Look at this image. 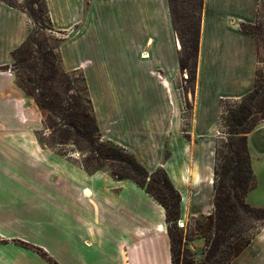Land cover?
<instances>
[{"label": "crops", "instance_id": "1", "mask_svg": "<svg viewBox=\"0 0 264 264\" xmlns=\"http://www.w3.org/2000/svg\"><path fill=\"white\" fill-rule=\"evenodd\" d=\"M45 2L54 30L71 36L70 49L77 58L63 54L64 62L81 71L90 95L97 78V107L91 98L105 138L134 155L150 175L158 169L167 173L181 196L183 228L192 229L198 221L210 225L216 210L218 151L228 140L222 127L224 107L252 93L258 78L259 40L241 27L259 23L262 0H203L191 96L179 83L182 48L169 0ZM33 27L26 12L0 1V68L11 64ZM118 43L132 66L127 88L118 82L120 69L107 67ZM80 46L87 54L80 55ZM38 115L14 74L0 71V238L35 240L41 196L46 195L60 205L79 206L82 224L69 237L58 231L63 225H51L44 247L49 254L63 253L88 264L73 254L83 253L65 250L78 245L75 237L88 242L86 248H102L106 256L101 264H143L142 256L153 246L167 252L164 208L132 180L110 179L106 172L90 175L82 165H50L59 154L42 150L35 135ZM247 145L256 186L246 201L264 208V122L247 135ZM53 230L62 237L56 246ZM121 247L126 252L121 254ZM0 264L49 263L31 250L5 244L0 245ZM228 264H264V226Z\"/></svg>", "mask_w": 264, "mask_h": 264}, {"label": "rangeland", "instance_id": "2", "mask_svg": "<svg viewBox=\"0 0 264 264\" xmlns=\"http://www.w3.org/2000/svg\"><path fill=\"white\" fill-rule=\"evenodd\" d=\"M6 1L27 14L35 15V21L31 19L34 27L28 40L14 52L11 64L8 67L0 68V71H11L16 78L19 88L23 90L28 99L35 103L40 120V129L35 131V135L40 140L41 148L42 150L56 151L59 154L56 160H52L51 163L49 162L50 165L55 167L82 165L90 175L106 172L110 179L118 180L114 176V172L121 170L125 166L121 163V158H119L121 160L119 162L118 160L110 161L107 159H101L98 162L99 155L86 145L82 138L84 135L78 134L72 127L66 126V124H70V126L82 124V122L87 120L85 116H92L96 120L92 98L95 102L94 107H97L98 97L97 78L93 80L94 86L92 90H94L93 94L90 95L86 79L81 71L77 68L74 69L73 66L66 65L64 62L63 54H66L71 60L77 58L73 49H70L71 41L68 40H70L71 36L69 32L58 29L54 30L49 15L46 13L47 6L45 0ZM169 3L173 24L181 42L182 51L180 57L187 64L186 70L181 69L182 80L179 79V83L182 85L184 92L191 96L195 83L202 0H169ZM254 32L258 37L260 46L258 69L260 92L254 102L260 106H264V0H262L260 8L259 23L256 25ZM105 37L110 42L106 35ZM119 43L118 46L114 45L112 47L115 58L109 60L107 67H111L112 65V67L120 69L118 82L121 84L120 86L127 88L131 81L130 69L132 66L125 59V47H123V43ZM79 51L80 55L82 51L84 54H87V49L82 50V46H80ZM141 71L144 72L145 70ZM91 96L93 97L91 98ZM242 104H244L243 100L230 103L224 107L222 127L226 131L227 138L231 143L236 138L230 134L227 128V119L232 112L237 113ZM105 111L102 110V112ZM261 120L262 114L258 113V109H255L253 115L249 117L248 122L249 125H253L257 122H264ZM96 137L98 140L96 146L98 147L103 144L108 147L116 146L105 138V133L100 128ZM228 140L219 148L221 155L219 163L221 175L219 179L221 181L222 196L230 190L229 188L236 177L239 179L240 185H244L245 181H247L249 187L253 183L256 186V181L250 178L249 151L248 155L247 153H243L244 158L238 159L236 155L229 153ZM124 152L131 154L126 151ZM239 166L242 168V171L239 170ZM157 179H162L161 175H158ZM147 182L149 183V180ZM156 187V183H153L154 193H158ZM44 193L47 192L45 191ZM243 196L241 195V197ZM40 204L41 221L35 222L34 226L35 232H40L38 237L35 240L32 237L10 240H2L0 238V245L8 244L31 250L38 255L41 262L49 264H80L63 253L58 255L49 254L44 248L48 245V241H50L49 227L51 225L61 228L64 226V229L58 231H65L63 235H66V237L70 236L69 232L74 233V227L82 225L81 221H79L81 215L80 207H68L63 203L60 205L58 202L50 201L46 195L41 196ZM49 213L51 214L49 215ZM52 217L55 221L53 224H51ZM56 219H60L61 222H57ZM180 220L175 224H167L166 231L169 237L167 252L166 249L156 246H153L152 249L148 248L146 250L148 252L142 256L144 260L143 264H162L163 262V264H228L233 255L246 244L247 240L254 237L259 229L264 226V216L260 213L244 211L239 206L230 216H226L228 231L223 232L221 234L223 237L216 241L218 231L215 214L210 225L203 221H198L192 229L180 226ZM70 222H73V224ZM93 225L106 228L108 224L94 223ZM66 230L69 231L67 232ZM52 232L55 233L53 242L54 246H56L55 244L61 241L62 237L55 230ZM171 232H173L174 238L171 237ZM64 240L66 241V238ZM72 241L77 242L78 245L71 246L69 244L65 250L83 253L72 252L79 261L84 260L88 264H101L105 259L106 255H102L100 252L102 248L97 247V245H91L90 247L92 248H86L85 246L89 247L88 242L86 243L82 239L78 240L76 237L72 238ZM126 249L125 247H121V254L122 250L126 252ZM127 256L129 263V255L127 254Z\"/></svg>", "mask_w": 264, "mask_h": 264}, {"label": "trees", "instance_id": "3", "mask_svg": "<svg viewBox=\"0 0 264 264\" xmlns=\"http://www.w3.org/2000/svg\"><path fill=\"white\" fill-rule=\"evenodd\" d=\"M8 4L9 6L13 7L11 4L7 3L6 0H0ZM202 8H203V0H202ZM16 8V7H14ZM48 14V12L46 11ZM30 19L35 21L34 14H27ZM242 30L247 33L254 34L256 26L252 25H243ZM199 37V35H198ZM258 38V37H257ZM184 45V44H183ZM185 47V45H184ZM197 50H198V42H197ZM180 67L182 70L187 69V64L182 57H180ZM259 85H258V78L256 83V89L247 95L243 101L244 104L240 107L237 113H231L229 118L227 119V128L230 134L235 137V141L233 143L228 140V150L229 153L232 155H236L238 159L244 158L243 153H247L248 155V145H247V135L252 132L260 122H257L253 125H249L248 119L253 113L255 109H258V113L262 114V120L264 121V106H260L254 101L259 96ZM41 108V107H40ZM44 109V108H42ZM86 121L70 126V124H66L68 127H72L75 132L78 134H82V138L84 139L86 145L93 149L98 155L99 158L97 161L99 162L101 159H107L110 161H121L125 166L121 168V170L114 172V176L118 180H125L129 179L137 183L140 187L146 189V191L164 208L166 212V222L167 224H175L181 219V196L179 192L174 188L172 185L167 173L163 169H159L156 173L149 174L147 169L136 159L134 155L125 153L123 149L119 148L118 146H106L101 145L100 147L96 146L98 144V140L96 134L99 133V127L96 120L92 116H85ZM219 155V163L221 161L220 151H218ZM121 158V160H119ZM250 162V178L255 181L252 167H251V160L248 156ZM218 163V170L216 176V210H215V218L217 223V231L218 234L216 236V241L220 240L223 236L221 235L223 232L228 231L226 227L228 222L226 221V216H230L232 212L240 206L241 209L247 212H255L260 213L264 216V208H256L249 205L246 201V197L248 192L255 187L253 183L251 187L248 186L247 181H245L244 185H240L239 179L236 177L234 182L230 186V190L222 196L221 191V181L219 179L221 175L220 165ZM239 170L242 171V168L239 166ZM161 175L162 179H157V176ZM149 180V183L147 182ZM153 183H156V189L158 193L153 192ZM243 193V194H242ZM244 195L245 199L241 197ZM171 237L174 238L173 232H171ZM255 237V236H254ZM247 240L246 244L242 247V249L248 246L252 239ZM241 249V250H242ZM240 250V251H241ZM238 251L235 255H233L232 259L236 257L239 252ZM231 259V260H232ZM230 260V261H231ZM222 264V263H219Z\"/></svg>", "mask_w": 264, "mask_h": 264}, {"label": "built area", "instance_id": "4", "mask_svg": "<svg viewBox=\"0 0 264 264\" xmlns=\"http://www.w3.org/2000/svg\"><path fill=\"white\" fill-rule=\"evenodd\" d=\"M179 224H180V226H182V227L184 226L183 223H182L181 221L179 222Z\"/></svg>", "mask_w": 264, "mask_h": 264}]
</instances>
